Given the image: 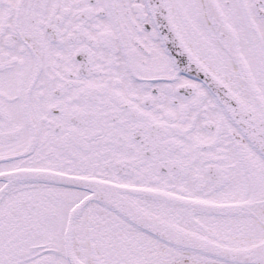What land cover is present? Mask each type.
Listing matches in <instances>:
<instances>
[{
  "label": "flooded vegetation",
  "instance_id": "af4514ba",
  "mask_svg": "<svg viewBox=\"0 0 264 264\" xmlns=\"http://www.w3.org/2000/svg\"><path fill=\"white\" fill-rule=\"evenodd\" d=\"M169 3L196 69L147 0H0V264H71L69 237L80 264H138L130 218L83 183L234 204L197 218L264 243V159L197 63L264 101V0Z\"/></svg>",
  "mask_w": 264,
  "mask_h": 264
},
{
  "label": "water",
  "instance_id": "95a60500",
  "mask_svg": "<svg viewBox=\"0 0 264 264\" xmlns=\"http://www.w3.org/2000/svg\"><path fill=\"white\" fill-rule=\"evenodd\" d=\"M167 52L186 70L196 69L195 59L176 27L169 0H147ZM207 70L210 86L231 121L248 137L264 158V101L241 73L236 85L224 83ZM85 187V185H83ZM90 188V187H89ZM96 202L119 215L129 217L135 227L175 250L196 254L230 264H264V243L242 242L218 234L196 217L199 215L234 216L235 206L184 200L134 188L113 189L108 184L93 185ZM118 201L115 204L114 201ZM115 204V205H114ZM70 242V241H68ZM67 252L73 249L68 243ZM72 264H80L70 258Z\"/></svg>",
  "mask_w": 264,
  "mask_h": 264
},
{
  "label": "bare ground",
  "instance_id": "6f19581e",
  "mask_svg": "<svg viewBox=\"0 0 264 264\" xmlns=\"http://www.w3.org/2000/svg\"><path fill=\"white\" fill-rule=\"evenodd\" d=\"M92 199L97 201L96 196L92 197ZM99 210L103 211L102 208H99ZM129 234L131 237H139L142 240L143 244L138 251L143 256L145 264H226L217 260L175 252L163 246L149 248L150 240L147 236L135 231Z\"/></svg>",
  "mask_w": 264,
  "mask_h": 264
},
{
  "label": "rangeland",
  "instance_id": "374dc122",
  "mask_svg": "<svg viewBox=\"0 0 264 264\" xmlns=\"http://www.w3.org/2000/svg\"><path fill=\"white\" fill-rule=\"evenodd\" d=\"M235 227H230L229 229H228V231H230V232H235ZM154 242L152 241H150L149 242V248H154V247H158L159 245H157L156 243L155 244H153ZM142 240L140 239V238H135V237H133L132 239H131V247H132V257L133 258H135L136 260H137V262H138V264H145V260H144V258H143V256L141 255V253L138 251L140 248H141V246H142Z\"/></svg>",
  "mask_w": 264,
  "mask_h": 264
}]
</instances>
